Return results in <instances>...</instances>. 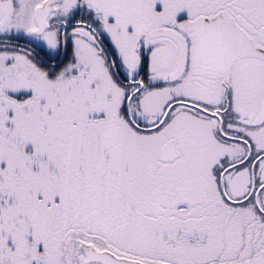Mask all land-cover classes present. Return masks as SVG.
Returning <instances> with one entry per match:
<instances>
[{
  "label": "snow or ice",
  "instance_id": "1",
  "mask_svg": "<svg viewBox=\"0 0 264 264\" xmlns=\"http://www.w3.org/2000/svg\"><path fill=\"white\" fill-rule=\"evenodd\" d=\"M0 264H264V0H0Z\"/></svg>",
  "mask_w": 264,
  "mask_h": 264
}]
</instances>
